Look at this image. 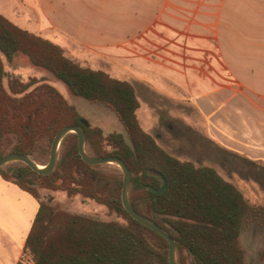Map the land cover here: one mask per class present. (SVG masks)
Here are the masks:
<instances>
[{
    "label": "trees",
    "instance_id": "1",
    "mask_svg": "<svg viewBox=\"0 0 264 264\" xmlns=\"http://www.w3.org/2000/svg\"><path fill=\"white\" fill-rule=\"evenodd\" d=\"M17 53L50 72L73 95L104 103L116 114L126 134L105 136L100 128L83 124L82 115L54 87L35 79L11 80L5 89L2 57L11 62ZM7 102L17 116L9 118ZM139 106L131 83L82 66L59 44L0 14V158L14 152L35 161L43 157L47 163L56 133L65 126L82 125L89 154L117 156L125 162L131 171L132 207L175 240L178 264H246L239 238L252 208L244 194L215 168L182 161L162 148L140 125ZM103 141L109 143L110 150L103 147ZM100 166L82 160L75 133L64 136L59 159L47 175L24 163L21 167L0 166L5 180L39 202L18 264H169L168 241L124 209L123 174L106 172ZM260 166L264 169V164ZM74 168L79 176L73 173ZM164 179L165 189L155 193L152 188L159 189ZM36 180L48 188L92 199L122 219L69 213L44 202Z\"/></svg>",
    "mask_w": 264,
    "mask_h": 264
},
{
    "label": "crops",
    "instance_id": "2",
    "mask_svg": "<svg viewBox=\"0 0 264 264\" xmlns=\"http://www.w3.org/2000/svg\"><path fill=\"white\" fill-rule=\"evenodd\" d=\"M23 7L43 11L68 35L81 20L83 38L101 49L154 39L144 79L156 91L182 92L210 140L264 164V0H0V11ZM110 11L123 20L102 21ZM178 59L172 71L156 66ZM227 123L236 124L231 134ZM38 209L32 194L0 175V264H18Z\"/></svg>",
    "mask_w": 264,
    "mask_h": 264
},
{
    "label": "rangeland",
    "instance_id": "3",
    "mask_svg": "<svg viewBox=\"0 0 264 264\" xmlns=\"http://www.w3.org/2000/svg\"><path fill=\"white\" fill-rule=\"evenodd\" d=\"M59 13L64 18L69 14L66 10H60ZM120 13L103 12L102 21L117 23L123 20L118 16ZM0 14L20 28L59 44L64 48L68 57L82 66L103 70L112 77L131 83L140 104L137 110L140 125L156 138L162 148L182 161H192L195 165L215 168L225 180L236 185L244 194L252 210L243 221L240 244L245 252L246 264H264V169L260 166L263 163L261 161L253 163L246 155L234 153L210 140L207 135V124L201 112H198L192 103L182 98V92L176 89L170 93L156 91L151 86L148 77L144 79V76L149 74L148 60L152 56L154 39H150V42L146 39L145 43H126L129 45L122 44L121 47L117 42H113L108 48L101 49L100 43H89L83 38L85 32L83 31L84 23L81 25V20H78L80 24L78 23L75 27L74 34L68 35L55 25L54 20L47 14L37 9H24L23 7L18 10L0 11ZM113 30L110 27L104 32L110 34ZM125 34L133 36L134 30L129 31L126 28ZM80 37L83 38L81 41ZM2 60L6 73L3 79L5 89L11 80L26 82L35 79V81L54 87L69 104L78 110L90 126L100 128L105 136L112 132L126 134L116 114L108 106L102 102L88 101L73 95L64 83L47 70L33 65L24 54L17 53L11 62H7L3 57ZM174 61L181 63V59L165 61L166 64L159 61L156 66L161 71L168 66L172 71ZM125 64L129 65L125 68L123 66ZM170 74L174 78V74L172 72ZM164 80H169V78ZM6 109L10 113L9 118L18 115L13 112L8 102ZM226 125L227 134L228 132L231 134L236 129V124L227 123ZM9 138L14 143L13 137ZM45 140L48 143V140ZM102 145L106 150L111 148L106 141H103ZM85 148L89 151L86 144ZM60 151L61 143L58 159ZM37 160L34 161L41 166L46 163L43 157L38 156ZM6 166L21 167L22 162L13 161ZM100 169L117 175L122 174L121 169L112 163L101 164ZM73 173L79 176L76 168L73 169ZM68 184L71 185L70 182ZM36 187L41 200L69 213L84 214L105 220L122 219L116 212L80 194L69 195L66 191L48 188L39 180H36Z\"/></svg>",
    "mask_w": 264,
    "mask_h": 264
},
{
    "label": "water",
    "instance_id": "4",
    "mask_svg": "<svg viewBox=\"0 0 264 264\" xmlns=\"http://www.w3.org/2000/svg\"><path fill=\"white\" fill-rule=\"evenodd\" d=\"M83 124L89 125L86 120L82 121ZM68 133H75L78 136V150L79 154L84 162L90 165H101V164H116L123 174V185L121 191V201L124 209L138 222L147 226L151 230L155 231L163 238H165L169 243V264H178L176 258V249H175V240L170 236V234L161 226H159L155 221L151 218L144 216L137 211L131 205L129 200V184L131 178V171L125 164V162L117 156H109V157H95L89 154L85 148V132L82 125H74V126H65L61 130H59L53 138L49 160L44 165L37 164L33 159L25 154L19 153H8L0 158V166L6 165L13 161H18L26 164L32 170L39 174L47 175L51 173L54 168L55 164L58 160V150L60 143L65 135ZM166 187V180H163V184L159 189L152 190L159 194L161 193Z\"/></svg>",
    "mask_w": 264,
    "mask_h": 264
}]
</instances>
